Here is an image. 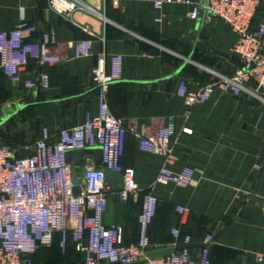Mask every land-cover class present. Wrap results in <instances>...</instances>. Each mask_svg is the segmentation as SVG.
Masks as SVG:
<instances>
[{
  "label": "crops",
  "instance_id": "1",
  "mask_svg": "<svg viewBox=\"0 0 264 264\" xmlns=\"http://www.w3.org/2000/svg\"><path fill=\"white\" fill-rule=\"evenodd\" d=\"M83 1L89 7H78L66 16L51 8L49 0H0V32L27 19L36 26L27 39L47 32L60 55L56 62L30 58L19 80L0 67V126L27 111L39 123L33 138L7 143L18 154H30L42 126L56 135L82 121L86 112L96 113L93 69L100 57L108 63L112 53L121 52L122 74L108 86V104L127 126L121 163L134 166L139 187L153 189L159 197L149 227L150 250L175 247L189 233L190 242L197 244L191 249L198 251L211 235V264H264L263 94L217 88L208 101L194 104L186 113L185 98L178 93L181 78L197 89L212 78V70L230 74L237 64L216 49L233 52L237 35L216 16L191 18V6L184 2L157 8L154 0H123L118 6L111 0ZM259 15L264 16V1ZM84 40L89 41L90 52L76 57V44ZM42 72L50 76L49 87L25 83L29 77L38 80ZM168 115L174 116L168 165L197 168L187 185L155 183L165 157L139 147V135L158 129ZM89 146L95 147L85 155L76 148L68 152L71 167L83 160L80 180L83 168L97 165L102 154L100 144ZM117 191L111 188L108 193L103 220L121 224L124 241L135 243L141 195L120 200ZM178 204L186 205V210L179 211ZM174 228L180 230L179 237ZM34 255L39 264H82L71 230L64 249L55 232L51 243Z\"/></svg>",
  "mask_w": 264,
  "mask_h": 264
},
{
  "label": "built area",
  "instance_id": "2",
  "mask_svg": "<svg viewBox=\"0 0 264 264\" xmlns=\"http://www.w3.org/2000/svg\"><path fill=\"white\" fill-rule=\"evenodd\" d=\"M122 1L111 0L115 6ZM263 1L154 0L157 8L167 2H184L191 6L188 11L191 18L216 16L238 38L233 52L239 55L243 66L237 64L230 74L216 72L197 89L190 88L185 78L179 80L178 93L185 98L186 113L194 104L208 101L217 88L236 93L260 92L264 98V16L259 15ZM49 5L66 16H71L78 7H89L83 0H49ZM161 19V16L156 17V20ZM35 29V24L23 19L16 27L0 32V67L15 80L21 79V69L30 58L40 63L60 60L49 33L45 32L39 39H27ZM89 52L88 40L76 44V57ZM122 61L121 52L112 53L108 63L104 57L98 59L93 69V80L98 88L96 113L86 112L82 121L61 128L56 135L44 125L30 154H18L0 137V264H36L35 252L50 244L55 232L60 234L63 249L66 247L69 230L81 253L82 264L114 261L119 264H211L208 246L211 235L198 251L182 248L166 255H147L151 246L149 227L159 197L153 189L139 187L134 166L121 163L127 126L123 117L110 111L108 104V86L121 76ZM25 83L47 88L50 76L42 72L38 80L29 77ZM173 130L174 116L168 115L158 129L139 135V147L165 157L155 183L187 185L197 174V168L187 165L175 169L168 165ZM93 144L102 146V164L83 168L80 190L76 192L67 151ZM106 169L123 174V187L117 191L120 200L141 195L139 238L135 243L124 241L121 224H106L103 220L112 188L106 179ZM186 208L184 204L177 205L181 212ZM173 233L179 237L180 230L174 228ZM190 241L191 235L185 234L183 243ZM259 259H263V255H259Z\"/></svg>",
  "mask_w": 264,
  "mask_h": 264
},
{
  "label": "water",
  "instance_id": "3",
  "mask_svg": "<svg viewBox=\"0 0 264 264\" xmlns=\"http://www.w3.org/2000/svg\"><path fill=\"white\" fill-rule=\"evenodd\" d=\"M206 1L207 0H204V2H206ZM216 52H218L224 56L230 57L231 60L233 62H235L236 64H239L241 66L244 65V63L241 60V58L239 57V55L235 52L224 51L221 49H216ZM94 147L95 146H83V147L76 148L75 150H78L82 154L85 155L88 152H91V150ZM100 148L102 150L101 146H100ZM68 152H69V150L67 151V158H68ZM96 163H97V165L102 164V154H101V157L96 158ZM82 165H83V160L78 162L76 165L72 166V172H73V178H74V182H75V191L76 192H79V190H80V188H79V181H80L79 171H80ZM105 175H106V179L110 182L113 189H115V190L122 189V187H123V174L122 173L115 172V171L110 170V169H106ZM195 245H197V244L191 243V242L181 243V244L176 245L175 247L168 246V247H164V248H158V249L150 250L147 253V255L149 257L166 255V254L171 253L174 249L191 248L192 246H195ZM199 245L201 247H203L206 245V243H200ZM107 264H119V262L114 261V262H108Z\"/></svg>",
  "mask_w": 264,
  "mask_h": 264
},
{
  "label": "rangeland",
  "instance_id": "4",
  "mask_svg": "<svg viewBox=\"0 0 264 264\" xmlns=\"http://www.w3.org/2000/svg\"><path fill=\"white\" fill-rule=\"evenodd\" d=\"M214 71L213 70L211 71L213 75H215L216 73V70ZM1 117L2 116H0V118ZM38 127H39V123L35 119L31 111H27L25 114L19 113L11 116L10 118L2 122L0 126V137L6 143L9 140L12 141L19 139L28 141L30 138H33V136L36 135L35 133L37 132ZM45 246L46 245L40 247L38 250H40ZM35 261L36 264H39L36 258Z\"/></svg>",
  "mask_w": 264,
  "mask_h": 264
},
{
  "label": "trees",
  "instance_id": "5",
  "mask_svg": "<svg viewBox=\"0 0 264 264\" xmlns=\"http://www.w3.org/2000/svg\"><path fill=\"white\" fill-rule=\"evenodd\" d=\"M34 258H35V255H34Z\"/></svg>",
  "mask_w": 264,
  "mask_h": 264
}]
</instances>
